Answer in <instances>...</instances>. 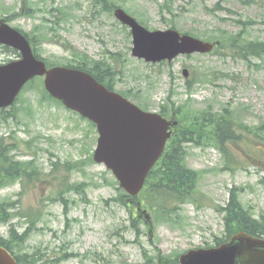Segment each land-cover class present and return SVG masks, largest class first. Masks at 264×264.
<instances>
[{
    "label": "rangeland",
    "instance_id": "1",
    "mask_svg": "<svg viewBox=\"0 0 264 264\" xmlns=\"http://www.w3.org/2000/svg\"><path fill=\"white\" fill-rule=\"evenodd\" d=\"M31 1L36 4L34 17L24 16L28 11L23 12L22 0H0V15L16 13L10 22L13 28L48 36L39 46L43 59L72 62V50L65 47L68 42L92 59H113L116 91L130 92V100L150 112L171 110L174 103L195 115L226 105L250 127L264 124V61H246L236 49L226 48L217 54L147 64L132 56L129 30L114 15L100 13L93 0ZM115 1L151 31L175 26L181 33L205 40L224 36L222 31L239 33L236 22L242 18L254 21L247 41L264 40V0H170L173 13L162 9L165 0ZM219 3L224 9L211 13ZM18 58V53L0 48V64ZM194 78L199 79L190 90L187 83ZM43 92L39 80L21 97L16 114L24 124L14 119L0 124V138L11 142L14 134L22 142L13 153L16 160L35 162L37 173L29 185L17 181L0 189V202L15 204L11 224L0 223V238L10 240L11 227L19 236L30 229L23 241L11 242L15 255H36L53 264H143L145 254L174 259L187 250L213 246L216 238L224 237V215L217 208L228 203L235 188L246 210L255 218L264 215V137L243 129L240 141L227 144L234 158L230 167L227 155L212 140L204 146H186L187 166L201 174L198 192L174 218H154L148 203L142 204L152 216L150 232L143 220L134 219L135 204L126 207L116 201L120 194L113 174L93 161L96 128L47 100ZM135 95L139 99H133ZM30 141L33 148H27ZM78 185L80 191L67 189ZM34 215L38 219L32 224Z\"/></svg>",
    "mask_w": 264,
    "mask_h": 264
},
{
    "label": "water",
    "instance_id": "2",
    "mask_svg": "<svg viewBox=\"0 0 264 264\" xmlns=\"http://www.w3.org/2000/svg\"><path fill=\"white\" fill-rule=\"evenodd\" d=\"M115 16L132 29L133 56L147 62L172 61L179 55L208 53L214 48L173 30L149 32L122 9H117ZM0 44L19 50L23 57L0 66V108L11 106L31 79L46 76V89L54 98L97 125L99 140L94 160L105 164L121 187L136 197L165 150L171 137L170 127L178 123L142 111L85 72L67 68L47 70L33 55L26 38L3 22ZM146 218L150 220L148 215ZM0 264H17L1 246ZM178 264H264V239L240 232L220 247L189 251Z\"/></svg>",
    "mask_w": 264,
    "mask_h": 264
},
{
    "label": "trees",
    "instance_id": "3",
    "mask_svg": "<svg viewBox=\"0 0 264 264\" xmlns=\"http://www.w3.org/2000/svg\"><path fill=\"white\" fill-rule=\"evenodd\" d=\"M256 1L257 0H253V2ZM24 3L26 6L28 1L24 0ZM94 5L96 9L99 8L100 11L107 13H112L113 9L116 7L112 0H94ZM166 9L170 11L168 5ZM214 12H216V10H211V13ZM11 19L12 17L10 20ZM237 24L241 26V31L238 34L231 35L228 32L222 31L224 35L222 38L207 36V40L220 42L221 46L220 49L216 50L217 52H221L222 49L226 48L237 49L242 58L246 61L252 58L264 61V41H247L246 38L249 28L254 24V21H244L240 18L237 20ZM28 38L36 46L37 43L39 44L41 41L46 40L48 36L43 33H41L40 36L33 33L32 36L28 35ZM4 49L12 51L6 47H4ZM71 49L73 50L76 62L74 65L64 63L65 66H71L89 72L98 81L113 90L117 77V70L109 60L95 61L88 55L80 53L73 48ZM189 87H191L190 84ZM45 98L51 99L48 95H46ZM177 109V113L181 112V114H183L181 125L176 128L164 156L157 167L151 172L145 190L139 199H137L140 203H148L149 208L156 216H164L165 219L176 216L182 205L191 201L197 191L200 173L187 166V145L204 146L212 140L228 155L227 143H234L240 141L242 138V134H237V128H239V131L243 128L246 129L249 134H254L256 138L264 137V125L263 127H250L245 123L237 121L235 118V111L229 108V106L223 105L219 111H215L212 107L213 110H206L195 115H192L191 111L185 110L183 106ZM16 110L15 107L11 112L0 110V123H6L12 117L13 119L17 118ZM90 125L95 127L93 124ZM11 152L12 150L9 144L3 139L0 140V189L17 181L27 184L37 177L34 164L16 161L11 156ZM67 189L80 191L81 185L69 186ZM62 194L63 191L60 192V196H62ZM118 201L125 205L126 196L123 194L120 195ZM12 206L13 204H10V202H0V223H9L11 221L14 216L10 212L11 209H13ZM217 211L226 213L225 221L228 233L226 237H230L239 230L246 231L256 236H264V215H262L259 220L254 219L251 211L243 207L236 189L231 191V197L227 207L218 208ZM37 219L38 216L34 215V217L31 218L32 224H34ZM29 232L30 229L23 237H19L13 228L10 234V240H1V242L23 241L24 237H26ZM222 243L224 242H217L216 244L220 245ZM5 246L13 252L10 244L5 243ZM16 259L19 264H53L51 261L44 262L42 259L36 258V256L19 255L16 256ZM176 262L177 259L169 260L170 264ZM144 264H159V261L157 258L149 257L145 254Z\"/></svg>",
    "mask_w": 264,
    "mask_h": 264
}]
</instances>
